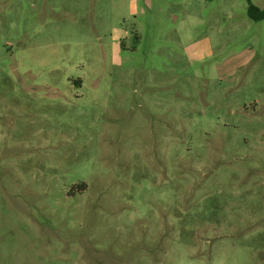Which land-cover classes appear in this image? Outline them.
<instances>
[{"label": "rangeland", "instance_id": "rangeland-1", "mask_svg": "<svg viewBox=\"0 0 264 264\" xmlns=\"http://www.w3.org/2000/svg\"><path fill=\"white\" fill-rule=\"evenodd\" d=\"M0 264H264L247 0H0Z\"/></svg>", "mask_w": 264, "mask_h": 264}, {"label": "trees", "instance_id": "trees-1", "mask_svg": "<svg viewBox=\"0 0 264 264\" xmlns=\"http://www.w3.org/2000/svg\"><path fill=\"white\" fill-rule=\"evenodd\" d=\"M248 1V16L253 21H262L264 20V9L259 8L258 6L254 5L251 0Z\"/></svg>", "mask_w": 264, "mask_h": 264}]
</instances>
